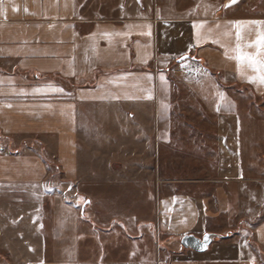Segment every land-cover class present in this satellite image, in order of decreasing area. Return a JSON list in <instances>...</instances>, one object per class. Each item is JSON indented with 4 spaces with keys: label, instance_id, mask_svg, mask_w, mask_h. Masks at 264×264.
I'll return each instance as SVG.
<instances>
[{
    "label": "crops",
    "instance_id": "1",
    "mask_svg": "<svg viewBox=\"0 0 264 264\" xmlns=\"http://www.w3.org/2000/svg\"><path fill=\"white\" fill-rule=\"evenodd\" d=\"M238 1L225 0L218 8L222 14L210 13L205 5L200 13L190 14L180 9L181 2L170 0H0V146L4 149L0 150V241L7 245L4 248L16 250V245L4 241L15 237L22 239L25 252L34 253L32 240L41 235V196L46 185L51 186L44 181L50 167L40 148L57 157L69 173L74 170L76 134L89 125L88 110L127 108L130 119L110 121L119 132L121 122L135 120L139 107H160V118L141 119L150 126L167 125L169 78L188 83L216 115L224 151L218 156L213 181L222 191L221 212L229 214L228 190L244 188L248 171L241 160L251 154L245 115L239 109L246 110L247 103L256 100H262L264 107V84L249 82L259 73L238 61L235 51L239 43L241 52L264 59V49L255 46L264 33V14L227 13ZM184 54L189 57L176 60ZM138 65L147 68L134 67ZM95 71L99 72L94 75L95 86H72ZM235 85L242 87L244 96L235 95ZM32 138L35 143L18 150L21 141ZM255 157L259 159V154ZM257 180L264 188V175ZM209 204L204 197L165 196L159 204L160 224L178 236L217 232L203 225ZM252 233L264 250V218ZM56 235L53 230L52 236ZM215 239L204 251L181 248L173 264H263L243 234L229 242ZM24 264L75 263L32 258Z\"/></svg>",
    "mask_w": 264,
    "mask_h": 264
},
{
    "label": "rangeland",
    "instance_id": "2",
    "mask_svg": "<svg viewBox=\"0 0 264 264\" xmlns=\"http://www.w3.org/2000/svg\"><path fill=\"white\" fill-rule=\"evenodd\" d=\"M170 1L181 2L180 9L190 14L200 13L202 5L212 14H222V9L218 8H223L225 2ZM198 2L200 6H193ZM226 12L232 15L264 14V0H239ZM134 67L147 68L145 65ZM96 73L99 72L95 71L87 80L73 81L72 86H95ZM169 81L167 125L150 126L141 119L160 118V107L152 110L139 107L135 120L126 124L121 122L123 127L119 132L117 125L110 121L118 117L130 119L127 108L114 106L99 111L96 108L88 110L89 125L81 127L84 131L76 134L74 170L69 173L65 172L57 157H50L43 147L40 148L42 159L50 167L44 181L51 186L46 185L41 196V235L32 240L34 253L25 252L27 249L21 245L20 238L4 240L17 246L12 252L11 246L4 248L6 244L0 241V264H24L32 258L42 262L73 261L75 264L131 261L173 264L175 253L186 247L180 244L178 234L161 226L158 217L160 201L172 194L208 199L210 204L203 225L223 235L215 240L229 242L241 233L264 264L263 246L258 245L252 233L253 226L264 218V188L260 186L261 180H257L264 175L263 101H250L246 110L239 109L245 115L250 138L246 145L251 154L241 160V166L248 171L244 173L247 181L244 188L228 190L232 194L226 201L230 210L228 214L221 212L218 196L222 191H217L218 185L213 181L218 156L224 151L217 136L216 115L188 83L174 78ZM235 90L238 92L235 95L239 96V92L243 95L242 87L235 85ZM83 114L86 115L87 111L83 110ZM82 119L85 120L84 116ZM30 141L36 142L35 138L21 141L18 150L30 145ZM258 144L262 149L260 146L258 149ZM33 148L39 150L38 146ZM0 150L4 149L0 146ZM256 153L259 159L255 157ZM53 230L57 232L55 237L52 236Z\"/></svg>",
    "mask_w": 264,
    "mask_h": 264
},
{
    "label": "snow or ice",
    "instance_id": "3",
    "mask_svg": "<svg viewBox=\"0 0 264 264\" xmlns=\"http://www.w3.org/2000/svg\"><path fill=\"white\" fill-rule=\"evenodd\" d=\"M235 0H230V3H234ZM230 5H225V7H228ZM194 27L200 28L202 25H195ZM219 27V25H217ZM240 25L237 24V32H236V39L237 41H240L242 36H241V31H240ZM227 35V34H226ZM252 46V45H249ZM255 46L258 49H264V33H261L258 35V38L255 42ZM235 51L238 53L236 59L240 61L241 63H248V66L253 68L254 71L259 73L257 76L249 77V82H255L258 81L260 84H264V59H259L256 56H251L247 55L246 53H243L240 51V45L239 43L237 44V47ZM259 55V52H258ZM87 203V201H85ZM205 240H207V236H205Z\"/></svg>",
    "mask_w": 264,
    "mask_h": 264
},
{
    "label": "water",
    "instance_id": "4",
    "mask_svg": "<svg viewBox=\"0 0 264 264\" xmlns=\"http://www.w3.org/2000/svg\"><path fill=\"white\" fill-rule=\"evenodd\" d=\"M186 57H189V55H181L176 60L180 61ZM205 236H207V240H205ZM222 236L223 235L221 233L214 231H205L200 236L193 233H184L180 236L179 241L183 247L191 248L196 251H204L215 238H219Z\"/></svg>",
    "mask_w": 264,
    "mask_h": 264
}]
</instances>
